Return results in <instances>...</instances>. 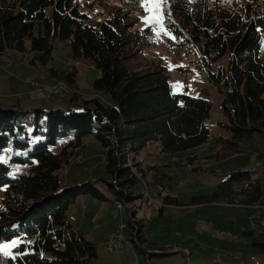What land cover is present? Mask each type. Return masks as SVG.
I'll return each mask as SVG.
<instances>
[{"label": "trees", "instance_id": "1", "mask_svg": "<svg viewBox=\"0 0 264 264\" xmlns=\"http://www.w3.org/2000/svg\"><path fill=\"white\" fill-rule=\"evenodd\" d=\"M138 1L121 0L104 20L90 22L75 0H0V56L29 52L31 64L46 66L52 61V42L63 41L73 59L98 72L91 87L104 99L79 105L70 99L28 110L19 103L0 104V264H96L95 244L67 220V212L83 195L129 200L133 206L141 202L144 173L125 167L128 157L135 162L151 146L177 153L211 140L218 149L210 158L219 162L241 154L257 135H264V0H161L178 20L164 21L169 35L164 41L195 54L199 70L221 96L223 121L217 123L221 133L216 135L207 125L210 101L174 93L160 58L147 61L153 29L134 30L142 10ZM125 5L138 13L127 12ZM49 73L70 86L76 79L74 72L65 77L59 70ZM86 139L103 151L105 177L99 182L111 197L94 181L60 180ZM254 175L249 169L233 170L210 195L189 204L223 200L247 210L261 198L262 181ZM112 177L123 191L115 190ZM162 203L179 205L169 196ZM130 227L127 223L124 232ZM242 236L264 252L261 234L247 230ZM130 241L144 256L141 246L156 248L142 231Z\"/></svg>", "mask_w": 264, "mask_h": 264}, {"label": "rangeland", "instance_id": "2", "mask_svg": "<svg viewBox=\"0 0 264 264\" xmlns=\"http://www.w3.org/2000/svg\"><path fill=\"white\" fill-rule=\"evenodd\" d=\"M75 1L88 15L90 22L104 20L122 3L121 0ZM139 1L141 5L145 3V0ZM229 1L243 2V0ZM156 3L159 5L158 10L153 3H149L147 6L150 10L146 11L141 6L140 13L134 10L132 5H125L128 10L125 11L138 13L139 21L134 30L142 31L148 25L153 29L152 44L145 49L144 55L147 61H152L154 57L160 58L174 93L210 101L211 111L207 125L210 134L216 135L221 132L217 123L223 121L221 96L217 88L210 84L207 76L199 70L195 54H186L164 41V36H169L164 28V21L174 18L161 6V0H156ZM174 20L178 21L177 18ZM52 46V61L46 66L31 64L29 52L7 53L0 56L2 105L11 106L18 101L22 104V108L28 110L29 107H40L42 104L44 107H55L56 104L68 103L70 99L75 100L72 105H79L78 102L92 99L104 101L91 87L93 81L98 78V72L88 63L73 59L67 43L54 40ZM49 69L55 72L59 70L64 77L74 72L76 79L73 86L67 85L63 78H54L49 73ZM139 70L146 71L147 68L140 67ZM33 81L36 83L35 86L32 84ZM57 82L61 84L62 89L68 87L66 96L54 98L53 102L36 98L39 89L49 88ZM263 140L264 135H257L245 146V151L241 154L219 162L210 158L218 149L211 140L202 147L177 153H162L157 146H151L136 157L135 162L132 156L128 157L124 165L130 170L139 168L144 173L142 177L144 198L141 202H136L133 206L129 200L100 201L89 195H83L70 206L67 220L75 225L86 241L95 244L98 256L96 264H228L229 258L237 257L236 255L241 257L243 264H254L255 261L264 264V252L250 246L247 239L241 243L236 239L241 237L244 229L251 228L250 212L228 206L223 200L215 201L210 206L189 204L194 199L210 195L229 172L243 168L242 166H245L249 159L247 152L250 150L255 151L249 154L253 152L262 154L260 169L261 179L264 180ZM251 145L253 148L248 149ZM103 156L98 144L94 140L86 139L83 147L75 151L74 158L61 172L62 184L94 181L93 183L102 193L104 191L107 197H111L99 182L105 177ZM135 163H138V167H134ZM109 181L115 185V190L119 192L122 190L118 184H115L114 177ZM262 186L264 202V184ZM135 189L140 191L141 187L136 186ZM167 196L176 199L179 205L164 206L162 201ZM159 209H162V215ZM127 223L131 225L129 233L124 232ZM139 225H141L140 230L137 229ZM139 231L140 233L142 231L148 243L156 246V248H149V245L141 247L154 253L171 251L176 253L147 256L140 247L145 256L137 254L133 248L135 244L133 245L130 240H136ZM110 236L119 240V245L114 251L106 249V242Z\"/></svg>", "mask_w": 264, "mask_h": 264}, {"label": "crops", "instance_id": "3", "mask_svg": "<svg viewBox=\"0 0 264 264\" xmlns=\"http://www.w3.org/2000/svg\"><path fill=\"white\" fill-rule=\"evenodd\" d=\"M56 100V99H55ZM45 101H54V100H45ZM15 103H19L18 101L17 102H15ZM14 103V104H15ZM59 103V102H58ZM1 104V103H0ZM62 104V103H61ZM2 105V104H1ZM11 105H13V104H11ZM18 105H20L19 107H22V104H18ZM57 105V104H56ZM3 106H5L4 104H3ZM6 106H8V105H6ZM42 106H43V104H42ZM208 122V121H207ZM220 122V121H219ZM219 133H221V132H219ZM218 133V134H219ZM258 136H261V135H258ZM263 142H264V140H263ZM262 147L264 148V144H262ZM245 148V147H244ZM247 148V147H246ZM251 148H253V146L251 145V146H249L248 147V149H251ZM251 151H255V150H250V151H248L247 152V155H249V159L247 160V164L245 165V166H242L243 168H240V169H247V168H249V166H248V161L250 162V156H251V154H253V153H255V154H257L256 152H253V153H251V154H249ZM258 158L259 159H263L262 158V154L260 153V155H258ZM262 163V162H261ZM248 166V167H247ZM240 169H236V170H240ZM258 170H259V173L257 172L256 174L258 175V176H256V175H254V176H256V177H260L261 176V174H262V170L260 169V168H258ZM262 178V176L260 177V179ZM261 181H262V185L264 184V180L263 179H261ZM261 185V198H260V202L259 203H257V204H255L254 206H250L249 208H247V210L246 209H242V210H246L247 212H250V214H251V216H250V222H249V225L251 226V228L249 229V230H254V231H256L257 233H259V234H261L262 235V237L264 238V209H260V207H264V202H263V200H262V189H263V186ZM256 208H259V209H256ZM255 223V227H252V225ZM244 231H247L246 229H244L243 231H242V233L244 232ZM262 238V239H263ZM236 239H237V242H239V243H241V241H245V238L241 235V237H236ZM246 241H248V240H246ZM237 256V261L233 258V256H232V258L230 257L229 259H230V262H228V264H236V262H237V264L238 263H240V264H243V262L241 261V257L239 256V255H236ZM257 261H255L254 262V264L256 263Z\"/></svg>", "mask_w": 264, "mask_h": 264}, {"label": "built area", "instance_id": "4", "mask_svg": "<svg viewBox=\"0 0 264 264\" xmlns=\"http://www.w3.org/2000/svg\"><path fill=\"white\" fill-rule=\"evenodd\" d=\"M32 83H35V82L33 81ZM62 93H63L62 90H49V95H41L39 93V99L42 100V99L62 98ZM248 166H257L258 168H261L262 163L260 162V159L258 158V153L252 158L250 162H248ZM252 227H255V223L252 225ZM118 245H119V240L110 236L106 242V249L108 251H114V249L118 247ZM233 258L237 261V257L233 256ZM255 264H258V263L256 262Z\"/></svg>", "mask_w": 264, "mask_h": 264}, {"label": "bare ground", "instance_id": "5", "mask_svg": "<svg viewBox=\"0 0 264 264\" xmlns=\"http://www.w3.org/2000/svg\"><path fill=\"white\" fill-rule=\"evenodd\" d=\"M34 86H35V83H32ZM48 87H49V85H47ZM66 88L68 89V87L67 86H65L63 89H62V87H61V84H59L58 82L57 83H55L54 85H51L49 88H43V89H39L38 91H39V93L41 94V95H49V90H62V96L63 95H65V94H67L68 93V91H66ZM39 93H38V96L36 97V98H39ZM256 154L255 153H253V154H251V156H250V161L252 160V158L255 156ZM249 171L250 172H254V173H259V170H258V167L257 166H249ZM122 228V227H121Z\"/></svg>", "mask_w": 264, "mask_h": 264}, {"label": "water", "instance_id": "6", "mask_svg": "<svg viewBox=\"0 0 264 264\" xmlns=\"http://www.w3.org/2000/svg\"><path fill=\"white\" fill-rule=\"evenodd\" d=\"M142 248V250L144 251V252H146V254H147V256L149 255H154V256H164V255H169V254H173V253H176V251L174 252V251H171V252H158V253H154L153 251H149V250H147L146 248H143V247H141Z\"/></svg>", "mask_w": 264, "mask_h": 264}, {"label": "snow or ice", "instance_id": "7", "mask_svg": "<svg viewBox=\"0 0 264 264\" xmlns=\"http://www.w3.org/2000/svg\"><path fill=\"white\" fill-rule=\"evenodd\" d=\"M149 3H153L155 5L156 9L158 10L159 5L156 3V0H145V3L142 4L141 6L144 7L146 11H149L150 9L147 6Z\"/></svg>", "mask_w": 264, "mask_h": 264}]
</instances>
